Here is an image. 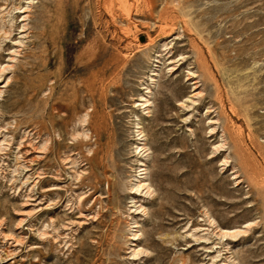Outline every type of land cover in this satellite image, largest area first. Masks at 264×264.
<instances>
[{
	"label": "rangeland",
	"instance_id": "1",
	"mask_svg": "<svg viewBox=\"0 0 264 264\" xmlns=\"http://www.w3.org/2000/svg\"><path fill=\"white\" fill-rule=\"evenodd\" d=\"M0 264H264V0H0Z\"/></svg>",
	"mask_w": 264,
	"mask_h": 264
}]
</instances>
